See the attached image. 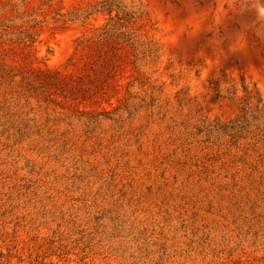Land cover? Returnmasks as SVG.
Instances as JSON below:
<instances>
[{"label": "rangeland", "instance_id": "rangeland-1", "mask_svg": "<svg viewBox=\"0 0 264 264\" xmlns=\"http://www.w3.org/2000/svg\"><path fill=\"white\" fill-rule=\"evenodd\" d=\"M0 264H264V0H0Z\"/></svg>", "mask_w": 264, "mask_h": 264}, {"label": "trees", "instance_id": "trees-1", "mask_svg": "<svg viewBox=\"0 0 264 264\" xmlns=\"http://www.w3.org/2000/svg\"><path fill=\"white\" fill-rule=\"evenodd\" d=\"M41 73H42L41 74L42 75V81L44 84V93L47 94L50 92L49 90L52 88V86H55L58 84L57 81L50 79L51 75H53L54 77L56 76L58 78L59 73H56V72H53V71H50L47 69L41 70ZM68 94L73 95L74 93L72 91H68Z\"/></svg>", "mask_w": 264, "mask_h": 264}]
</instances>
